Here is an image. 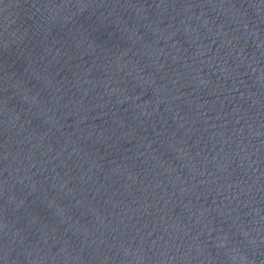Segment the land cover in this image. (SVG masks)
Returning <instances> with one entry per match:
<instances>
[{
  "label": "water",
  "instance_id": "95a60500",
  "mask_svg": "<svg viewBox=\"0 0 264 264\" xmlns=\"http://www.w3.org/2000/svg\"><path fill=\"white\" fill-rule=\"evenodd\" d=\"M0 264H264V0H0Z\"/></svg>",
  "mask_w": 264,
  "mask_h": 264
}]
</instances>
